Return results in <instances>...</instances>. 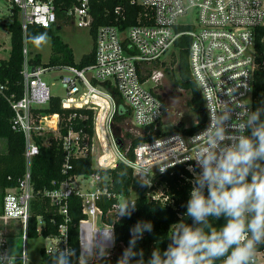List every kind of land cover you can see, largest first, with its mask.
I'll use <instances>...</instances> for the list:
<instances>
[{
  "label": "built area",
  "instance_id": "2783aa9c",
  "mask_svg": "<svg viewBox=\"0 0 264 264\" xmlns=\"http://www.w3.org/2000/svg\"><path fill=\"white\" fill-rule=\"evenodd\" d=\"M17 11L23 35L29 26L52 28L58 21H67L75 28H90V0H75V4L64 8L59 17L54 0H4ZM128 5L148 9L151 24L142 22L126 28L101 26L97 28L93 42L94 62L86 67L32 65V53L24 38L22 47V95H6L0 85V98L13 111L12 129L20 132L25 141V173L16 187L4 191L0 201V256L9 251L7 240L18 230L21 238V253L11 256L7 264H31L26 252L29 220L35 199L30 175L32 158L39 152L35 138L47 133L61 140L66 153L62 172L70 170V157H85L90 154L96 170L114 169L119 163L131 168L137 179L148 185V180L158 179L168 170L182 167L185 170L196 167L198 145L190 142L203 132L209 124V109H217L219 101L228 103L238 112L243 107L252 109L253 74L255 70V36L258 28H264V0H121ZM194 12L193 24L180 23L179 19ZM114 13L120 23L126 20L124 7H115ZM146 20V18H144ZM187 26L186 31L176 27ZM190 37L188 66L192 80L200 94L205 114L201 128L193 133L174 132L150 142L135 146L133 158L128 160L113 142L111 135L112 117L115 111L112 90H115L128 109L134 130L144 131L146 127L158 125L167 112L164 102L156 97V74L159 71L150 65L167 53L177 38ZM146 64V65H144ZM33 69V71H32ZM45 75L59 79L64 96L58 97L64 110L90 109L93 117V137L90 149L88 139L81 145L79 131L68 127L60 135L58 114L46 115L39 112L47 107L52 97L50 86L43 80ZM142 78L143 81L141 80ZM148 80L154 83L150 89L144 85ZM158 96V95H157ZM235 118V117H234ZM188 129V128H186ZM96 138L102 148L94 164L92 141ZM109 140L116 150L110 149ZM203 140V137H197ZM43 145H45L42 142ZM94 165V166H93ZM143 178H146L143 179ZM190 181V180H189ZM191 183V181H190ZM52 189H44L38 197L48 200L49 206L63 219L58 234L42 236L45 227L41 216H36V233L47 241L41 250L46 255H57L61 249L69 248L67 222L68 199L76 195L80 199V212L84 216L78 223L79 264H90L113 248L107 234L111 226L102 222V211L97 202L101 198L111 200L116 196L109 191L110 180L98 173L70 176L60 184L52 183ZM118 202L121 198L116 197ZM133 200V199H131ZM117 204L107 216L117 212ZM55 223V218H50ZM106 254L104 257H108ZM103 258V257H102ZM100 259V258H99ZM255 264H264V246L255 256ZM98 260V259H97Z\"/></svg>",
  "mask_w": 264,
  "mask_h": 264
},
{
  "label": "trees",
  "instance_id": "16d2710c",
  "mask_svg": "<svg viewBox=\"0 0 264 264\" xmlns=\"http://www.w3.org/2000/svg\"><path fill=\"white\" fill-rule=\"evenodd\" d=\"M75 4V0H54L58 16H62L64 8H68ZM122 5L126 20L122 23L117 21L114 13L115 7ZM89 14L92 23L89 28L94 42L97 28L101 26H118L126 28L136 23L137 18L142 19L143 23L151 24V13L148 9L142 7L130 6L126 1L121 0H90ZM13 20L6 25V31L10 35V51L8 59L0 62V85L5 87V94H14L16 98L22 95V47L24 38L28 45H32L38 35H46L50 38L52 56L47 63H42L38 55L32 54L30 63L32 65L50 66H77L86 67L94 62L93 47L92 50L81 57L79 62L74 61L72 50L64 44L58 36L54 35L51 28H40L37 26H29L25 35L21 30L19 21L17 20V11L12 9ZM146 18V20H144ZM190 28L187 26L176 27V31H186ZM190 46V37L182 35L175 41L170 57L169 65L175 67V75L172 78L173 86L181 91L188 93L187 106L196 116V123L193 127L184 129L183 127H174L168 132L161 131L159 124L149 126L137 135L125 133L124 138L128 140L129 145L123 153L125 158L131 160L133 158V150L135 146L141 143L150 142L169 133L184 132L193 133L197 131L204 123L205 114L202 100L198 89L192 80L188 66V50ZM255 70L253 74L252 87V110L257 107L264 106V28H258L255 36ZM161 66H164L163 63ZM144 78L141 80L143 81ZM115 111L112 117V123L120 124L130 113L124 106L121 98L115 90H112ZM158 99L159 96L156 95ZM40 113L46 115L58 114L60 117V135H64L68 127L79 131L81 137V145L88 139V148L90 149L91 139L93 137V117L94 113L90 109H74L64 110L60 107L58 97H52L47 107L39 110ZM13 111L8 103L0 98V141L4 143V149L0 151V201L4 191L17 186L25 173V141L23 135L12 129ZM36 144L39 146V152L32 158L30 165V175L35 193V199L32 205V216L29 220L28 237L35 238L36 233V216H41L45 221V227L41 230L42 236L58 234V228L63 219L56 214L54 208L49 206L48 200L37 195L44 189H52V183L60 184L67 175L79 176L98 173L110 180L111 186L109 191L116 197L130 199V187L133 181V172L128 166L119 163L114 169L96 170L92 168V158L88 153L85 157H70V170L67 174L62 172L66 153L62 149L61 140L59 138H50L48 145L42 144V139L35 138ZM119 150L123 149L120 145ZM186 171L182 167H175L168 170L160 176L156 182L161 186V195L157 198H148L140 195L131 200L136 203V209L130 218H118V214H110L113 210L112 206L118 204L117 198L106 200L101 198L97 202L102 211L101 220L105 224L112 227L115 233V243L108 257L100 258L90 264H117L118 258L123 250L128 247L130 240L129 229L140 220L151 221L153 224L152 233H145L143 239L137 244V250L143 249L145 259H147L155 247L162 250L166 248L168 238L171 235V226L180 222L184 218L186 212V203L189 199L191 183L185 176ZM146 180V178H143ZM68 219L67 234L68 246L75 251L73 257L74 264H79V236L78 223L84 218L80 212V199L73 195L68 199ZM50 218H55V223H50ZM187 219V218H185ZM191 222L190 220L188 221ZM224 223L221 219L214 221L215 226L219 227ZM174 230V229H173ZM121 250L120 255H116L115 251ZM40 264H54L55 255H46L43 250L40 252ZM219 264V262H218Z\"/></svg>",
  "mask_w": 264,
  "mask_h": 264
},
{
  "label": "clouds",
  "instance_id": "9594fccd",
  "mask_svg": "<svg viewBox=\"0 0 264 264\" xmlns=\"http://www.w3.org/2000/svg\"><path fill=\"white\" fill-rule=\"evenodd\" d=\"M208 109V126L190 141L198 145L199 172L191 181L184 218L171 226L166 248L155 247L147 259L137 244L154 226L137 221L117 264H255L264 246V106L236 112L219 101L217 109ZM116 207L118 218H130L136 203L122 198ZM221 219L224 223L215 226ZM106 238L114 246L112 228ZM73 257V249H61L54 264H74ZM8 259L9 253L0 256V264Z\"/></svg>",
  "mask_w": 264,
  "mask_h": 264
},
{
  "label": "rangeland",
  "instance_id": "374dc122",
  "mask_svg": "<svg viewBox=\"0 0 264 264\" xmlns=\"http://www.w3.org/2000/svg\"><path fill=\"white\" fill-rule=\"evenodd\" d=\"M13 20L12 8L10 5L6 4L4 0H0V62L2 60L8 59L10 51V35L6 31V25L10 24ZM180 23L193 24L195 22L194 12H189L186 16L179 19ZM54 35L58 36L59 39L66 44L73 53L74 61L79 62L82 56L87 55L93 47V38L89 33V28H75L70 22L58 21L56 25L51 28ZM30 52L33 55H38L41 58L42 63H47L49 58L52 56L50 38L46 35H38L35 42L32 45H28ZM172 48L162 55L156 63L150 65V68L160 73L156 74L155 93L164 102L167 107V112L159 124L161 131L168 132L174 127L191 128L196 123L195 113L189 110L187 106L188 93L175 88L171 82L172 78H177L175 75V67L169 65L170 57L172 53ZM163 63L164 66H161ZM146 65V64H144ZM43 80L50 86L51 93L56 97H63L64 91L59 84L58 78H51L49 75H45ZM154 86L151 80H148L144 87L150 89ZM130 118H126L120 124L111 123V135H114V139H119L121 141L122 148L118 150L124 153L127 150L129 142L124 138L125 133H130L132 135H137L139 132L134 130L131 125ZM53 137V134L47 133L43 137V143L48 145V141ZM113 138V137H112ZM113 139V142H114ZM110 149L116 150L113 147L112 141L109 140ZM93 160L94 164L97 157L102 154V148L100 143L96 138L92 141ZM4 149V143L0 141V151ZM94 166V165H93ZM190 169H192L190 171ZM185 170V176L188 180L192 181L194 179V173H197L195 167ZM148 179L152 185L149 187L145 183L140 182L137 179V175L133 174V181L130 187V199H135L140 195H145L150 198H157L161 195V186L156 184L158 179ZM108 180L107 177L104 178ZM118 214V211L113 213ZM47 245V241L41 236L35 238H27L26 242V252L28 259L31 264H40L41 260V249ZM7 247L9 254L11 256H19L21 253V238L20 233L17 230L15 235H10L7 240ZM110 251L102 253L98 257L97 253L90 259L89 262L96 261L99 258L104 257L106 254H110ZM116 255L121 254V250L115 251Z\"/></svg>",
  "mask_w": 264,
  "mask_h": 264
},
{
  "label": "water",
  "instance_id": "95a60500",
  "mask_svg": "<svg viewBox=\"0 0 264 264\" xmlns=\"http://www.w3.org/2000/svg\"><path fill=\"white\" fill-rule=\"evenodd\" d=\"M32 71H33V69H32ZM110 129H111V127H110ZM112 137L114 139V135L113 134H112ZM114 144H115L116 147H119L121 145V141L119 139H114Z\"/></svg>",
  "mask_w": 264,
  "mask_h": 264
},
{
  "label": "flooded vegetation",
  "instance_id": "af4514ba",
  "mask_svg": "<svg viewBox=\"0 0 264 264\" xmlns=\"http://www.w3.org/2000/svg\"><path fill=\"white\" fill-rule=\"evenodd\" d=\"M161 98V97H160Z\"/></svg>",
  "mask_w": 264,
  "mask_h": 264
}]
</instances>
